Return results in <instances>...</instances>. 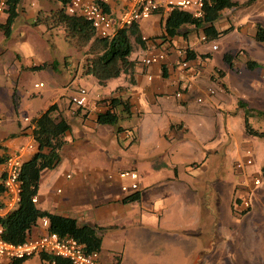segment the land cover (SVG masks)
<instances>
[{"label":"crops","instance_id":"obj_1","mask_svg":"<svg viewBox=\"0 0 264 264\" xmlns=\"http://www.w3.org/2000/svg\"><path fill=\"white\" fill-rule=\"evenodd\" d=\"M233 1L242 5L248 0ZM46 2L56 3L53 0H20L16 19L29 18L31 26L38 28L40 23L33 26L35 21L54 12L47 8ZM125 2L112 0L107 11L116 16ZM32 7H37V15ZM232 12L234 18L225 22L223 17ZM166 15L162 10L152 15L159 20L148 37L142 34V29L146 28L144 22L150 17L137 24L145 41L144 47L134 45L130 60L135 66L131 75L122 74L103 86L91 76L80 77L78 73L60 89L50 88V81L34 82L33 89L27 91L26 102H22L19 109L30 112V102L34 98L40 99L39 109L29 117L24 116L22 123L14 120L18 129H8L0 134L3 146L0 157L20 147L34 145V150H27L22 155L23 162L29 160L38 149L32 137V120L55 105L51 116L56 121L65 119L69 130L63 135L65 145L60 151L58 165L40 174L34 205L42 212L74 220L79 228L94 230L99 240L97 252L101 264H255L254 254L264 250V213L257 211L261 203L264 205V184L254 187L251 174L260 176L264 153L260 165L254 168L259 173L252 171L254 161L250 169L236 171L234 164L242 162L245 152L250 150L245 146L246 139L253 138L245 134L244 113L236 106L242 95L221 104L213 100L215 94L209 95L207 89L214 90L215 85L220 84L241 93L244 87L257 90L262 82L225 72L222 80L218 79L210 86L203 67L208 61L215 63L220 59L219 55L222 58L229 55L228 52L236 48L233 44L248 52L258 49V45L246 43V35L250 31L252 39L256 24L264 28V0L222 11L220 19L214 23L215 30L222 32L231 28V31L209 42L202 40L205 36L201 30L190 26L183 27L178 37L161 39L165 36L163 19ZM7 16L4 11L1 25L6 23ZM238 31L244 37L229 44L226 38L238 36ZM196 32L198 35L193 37ZM169 41L174 47L167 49ZM186 49L197 57L187 61L190 71L184 73L176 67L180 65L172 55L168 56V62L159 65L148 67L141 63V59L150 54H178V50H182L179 56L182 61ZM254 56L258 61L264 60V51ZM162 66L166 68V76L162 74ZM56 68L57 65L51 69L61 73ZM64 68H68L65 62ZM191 72L194 85L190 90L181 91V96L176 98V92L183 90ZM54 77L53 74L52 82H55ZM261 77L264 78L263 73ZM210 78L217 79L213 75ZM40 83L42 87H34ZM79 88L88 93L90 104L86 109L70 103V96ZM45 93H52V96L43 101ZM110 98L127 101L130 117L120 114L116 126L97 125L96 115L108 110ZM197 98L202 102L198 103ZM219 104L229 108L227 117L213 114L214 106ZM234 111L235 115H231ZM235 123L240 132L239 140L233 137ZM120 172L138 175L135 192L140 194L139 201L122 202L135 192L121 193L120 184H126L128 180L120 181L117 178ZM110 174L113 175L111 180ZM246 198L251 207L243 211L241 201ZM222 204L224 210H221ZM16 207L17 204L8 205V196L3 193L0 216ZM255 212L262 213L261 221ZM43 220L37 221L27 237L48 232L49 223L46 220L44 227ZM51 258L54 257L38 254L21 264H53ZM261 261L264 264V260Z\"/></svg>","mask_w":264,"mask_h":264},{"label":"trees","instance_id":"obj_2","mask_svg":"<svg viewBox=\"0 0 264 264\" xmlns=\"http://www.w3.org/2000/svg\"><path fill=\"white\" fill-rule=\"evenodd\" d=\"M6 3L7 20L1 25L0 30L6 36L10 35L11 26L18 17V6L20 0H4ZM60 5V9L43 17V24L48 26L49 23L56 27H62L65 30L66 38L77 43L78 46L87 47L85 52V60L82 65V75L91 76L98 85L103 86L108 81L118 78L122 74L131 75L134 70V62L130 60V56L134 51V45L144 47V39L141 36L137 24L117 30L110 38H99L91 25L81 16H69L65 12V6L69 0H53ZM258 0H248L245 4L239 5L233 0H203V14L201 18H194L187 12L174 9L163 19L164 38L178 37L183 27H193L195 30H201L206 41H213L219 35L227 34L231 31L228 28L222 32H217L214 23L221 17V12L238 7L250 6ZM41 19L35 21L34 25H38ZM162 38V37H161ZM252 39L256 43L264 44V28L259 24L254 26V35ZM165 42V40H164ZM174 47L169 41V46ZM197 55L186 49V61L195 60ZM199 58H206L200 56ZM231 57L226 54L223 57L225 63L231 66ZM55 63L42 64L33 66L31 70H44L54 68ZM248 70L260 68L261 65L248 60L245 63ZM162 74L166 76V68L162 66ZM223 77V72L218 71ZM108 110L98 113L95 122L102 126H116L121 118L120 114L130 117V105L127 101L118 98L108 99ZM237 109H241L243 115V127L246 135L264 140V132L254 129L249 122L251 118V109L248 108L246 102L241 99L237 100ZM55 105L45 111L39 118L32 120L33 141L37 144V152L31 158L22 163L19 179L21 181V193L17 203V207L6 214L0 216V225L3 228L4 240L11 243H19L28 236V232L36 226L38 220L45 219L49 223L48 231L57 233L59 236H70L83 243L87 250L97 251L99 240L95 237L94 230L88 228H79L72 219L63 218L42 212L36 209L32 198L36 195V186L40 179V174L44 170L55 168L60 161V151L65 145L63 135L69 130V125L65 119L60 118L56 121L52 116ZM236 111L231 115H235ZM257 117L264 116V111H258ZM0 150L3 146L0 143ZM46 151V152H45ZM6 159V156L0 157V164ZM260 177L264 184V165L260 170ZM1 180L3 175H1ZM0 180V197L4 193V188ZM140 199L139 192H135L125 197L122 202L133 203ZM24 260L12 261L7 264H21ZM53 264H70L69 261L62 258H51ZM6 264V263H0Z\"/></svg>","mask_w":264,"mask_h":264},{"label":"rangeland","instance_id":"obj_3","mask_svg":"<svg viewBox=\"0 0 264 264\" xmlns=\"http://www.w3.org/2000/svg\"><path fill=\"white\" fill-rule=\"evenodd\" d=\"M46 4L47 8H50L49 10L54 12L60 8V5L56 3L46 2ZM31 9L34 12V15H37V7H32ZM234 15L235 14L232 12L223 17V19L225 22H229L234 18ZM156 20H159V17L152 16L144 22L146 24V28L142 29V34L145 37H148L152 33ZM31 24L32 22L29 18L19 17L12 24L9 36H6L3 31H0V134H3L5 131H9L11 129L14 130V128L18 129V124H13L14 120H19L20 123H22L24 116L29 117V115L33 114L34 110L37 111L39 109V98L31 100L30 103L32 108H30V112H23L22 108L19 109L20 104L22 102H26V98L29 95L27 91L33 89L32 86L34 82L45 80L50 81V88L60 89L62 86L67 85L75 74L78 73L80 77L83 76L82 65L85 60V52L87 51L88 46H78L75 41L66 38L65 30L62 27L56 28L51 23L46 26L43 24L42 19L38 28H33ZM238 33L239 37L234 35L233 38L232 36L226 38L228 39L229 44L237 42L238 39H241V36L244 37L240 31H238ZM250 34L251 32L249 31V34L246 35L248 38L246 39V43H253L261 48H264V44L255 43L253 39L250 38ZM197 35L198 32L194 33L193 37ZM161 39H163V37ZM232 47L236 48H233L228 52L231 57V68L228 63L224 62L221 55H219L220 59L216 60L215 63L211 64L209 61L206 62L203 69L206 71L205 77L207 79V83L210 86H213L214 84L212 82L216 83L218 79L222 80V77L218 74V71H221L224 75L225 72H227L231 76H245L244 78L248 80H258L262 82L261 87L257 88V90H252L250 87H244L243 90L245 92H242V90L241 93H238L234 89L230 90L228 88H223V86L217 84L214 88L215 95L213 96V100L220 101L221 104H227L234 98V96H236V98H240L242 95L241 99L247 103L248 108L252 107L251 118L249 119L250 125L254 129L264 132V116L257 117L256 115L258 111H264V78L261 77V74H264V60L258 61L256 60L257 58H255L256 56H254V54L260 52L262 53L264 50L258 47V49H252L248 52L243 47H238L235 44H233ZM247 47L250 48V45H247ZM178 51V54L175 52L168 54L164 52V62H168V56L172 55L174 56L172 59L176 60V63H179L180 65L181 57L179 56H181L180 54H182V50ZM250 54L253 56V59L252 56L250 57ZM248 60H252L260 64L261 67L254 70L246 69L245 63ZM64 62L68 66L67 69L64 68ZM49 63H55V65H57L56 71H61V73H54L50 68L41 71L30 69L31 66H40L42 64ZM176 67L179 68L180 66L176 65ZM53 74L55 76V82L51 81V76ZM211 75L217 79H214L213 81L210 78ZM85 82L88 83L87 80ZM193 82L194 77L192 85H194ZM51 96L52 93H45L43 95V101L50 99ZM22 98L23 100H21ZM225 100L227 101L225 102ZM221 104H219L218 107L214 106L215 108L213 109V114L227 117L229 108L223 107ZM240 119L242 122V117ZM234 127L235 129L233 130L235 134H233V137L239 140L240 132L238 130V124L235 123ZM246 140H248V142H245L246 148H249L253 152L251 155L254 161L252 171L255 170L254 173L257 174L259 173L258 170L254 168L258 167L261 163L264 153V140L257 138ZM239 145L242 146L241 141H239ZM254 203L256 202L254 201ZM221 210H224L223 204ZM257 211L264 213V205L262 206V203L258 206ZM255 213L258 216L256 217L258 221H261L260 219L262 217V213ZM253 214L254 213H252L251 216H253ZM263 252L264 250H262L260 254H254L253 261L255 264H262L261 260H264Z\"/></svg>","mask_w":264,"mask_h":264},{"label":"built area","instance_id":"obj_4","mask_svg":"<svg viewBox=\"0 0 264 264\" xmlns=\"http://www.w3.org/2000/svg\"><path fill=\"white\" fill-rule=\"evenodd\" d=\"M112 0H69L65 6V12L69 16H81L84 18L95 31L99 38H110L114 33L123 28H129L143 20L148 19L158 11L162 10L165 14L170 13L174 9H178L189 13L194 18H201L203 14V0H126L122 5L120 12L113 16L107 9ZM6 10V3L0 0V18ZM205 40V37H202ZM216 50V46L212 47ZM165 60L164 52L150 54L143 59L141 63L144 66L159 65ZM181 73L189 71L188 62L183 59L180 64ZM194 75L189 73L188 80L183 90L176 92L175 97L181 96V91L190 90L192 88V80ZM43 84H35L34 87L40 88ZM209 95H214L215 91L207 89ZM70 103L77 108H88L90 101L88 93L85 89L79 88L70 96ZM198 103L202 102L201 98H197ZM96 104H94L95 106ZM27 121V119H25ZM27 150H34V145L20 147L17 151L11 152L6 156L5 161L0 164V174L3 175L1 183L4 193L8 196V205L13 206L18 203L21 193V181L19 179L20 169L23 163L22 155ZM253 159L251 151L245 152V158L242 162H236L234 168L241 172L246 168H251ZM252 175V185L254 187L262 186L261 177ZM111 180L113 175H108ZM117 178L121 181L128 180V183L120 184L119 189L122 194L132 193L138 190V175L135 172H120ZM32 203H36V197L32 199ZM243 211L250 209L249 200L241 201ZM43 226H47V221L43 220ZM3 228L0 225V263H10L12 261L26 260L38 254L62 258L70 262V264H101L100 254L97 251H89L83 243L70 236H59L54 232H45L44 234L32 237L29 236L19 243H11L4 240Z\"/></svg>","mask_w":264,"mask_h":264}]
</instances>
